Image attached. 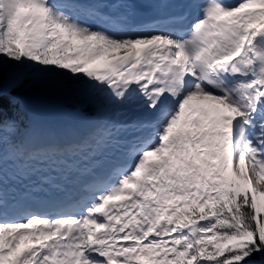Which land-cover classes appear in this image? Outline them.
<instances>
[{
	"label": "snow or ice",
	"instance_id": "6c2138e0",
	"mask_svg": "<svg viewBox=\"0 0 264 264\" xmlns=\"http://www.w3.org/2000/svg\"><path fill=\"white\" fill-rule=\"evenodd\" d=\"M141 2L172 0H0V264H264V0H206L187 31L172 27L183 16L136 24L98 6ZM57 77L85 83L86 108L99 93L135 103L153 131L80 198L10 218L9 151L42 163L83 150L33 147L15 118Z\"/></svg>",
	"mask_w": 264,
	"mask_h": 264
},
{
	"label": "rangeland",
	"instance_id": "374dc122",
	"mask_svg": "<svg viewBox=\"0 0 264 264\" xmlns=\"http://www.w3.org/2000/svg\"><path fill=\"white\" fill-rule=\"evenodd\" d=\"M57 79L63 80V77H57ZM35 89H40L42 93L37 94L36 96L32 95V100L25 102L23 109L24 114H28L30 117L29 120H27L28 126L32 127L36 132L32 141L33 147L44 146V144H60L65 139L67 140L70 138V136L80 139L81 136H87L86 134L89 131H96L95 135H99L102 130L107 128V124H104L105 119H108L107 116H111L110 118H112V115L110 114L112 112L111 105L113 103L108 100L109 97L105 93H99L95 97V107L98 108L97 113L90 118L82 116L78 104L80 103V100L82 102L81 97L87 90L85 83L82 87H75L72 91H68L65 86L59 89H48V87L37 86ZM55 94H61L64 98H56L54 96ZM87 108L91 109V107ZM59 111H64L74 117L70 121V134H67L66 130L64 132L65 128L63 129L61 125L59 126L58 124H55L45 126L41 122L42 117L47 118ZM25 117L26 116H21L20 119L23 121L25 120ZM55 128L62 129L58 131L55 130ZM90 139L85 142H89ZM16 160L20 161L21 159Z\"/></svg>",
	"mask_w": 264,
	"mask_h": 264
},
{
	"label": "bare ground",
	"instance_id": "6f19581e",
	"mask_svg": "<svg viewBox=\"0 0 264 264\" xmlns=\"http://www.w3.org/2000/svg\"><path fill=\"white\" fill-rule=\"evenodd\" d=\"M109 101L112 102L110 100V98H109ZM111 106L112 107H119L120 109L122 108V110H123V111H121V110L119 111L118 110V114L117 115H121V116L116 121H120V120L121 121H134V120H137L139 116H144L145 113L147 112L145 110H139L135 103H126L124 105H119V104H114L113 103ZM113 115L115 116L114 113L112 114V117H113ZM59 116H63V120L62 121L58 120ZM122 116H124V117H122ZM73 118L74 117L71 116V114H67L64 111H60V112L55 113L54 115H51V116L47 117V120H45L46 118L42 117L41 118V122L45 126L49 125L48 123H54V125L55 124H59V125H61L62 127L65 128L64 132L66 130V133L70 134V126H71V122L70 121ZM107 118H109V116H107ZM107 120L108 119H105V122ZM104 131L105 130H102V132H104ZM95 133H96V131H89L86 134L87 136H81L80 139H77V138H74L73 136H70V138H68L67 140L65 139L60 144H54V145H59V146H62V147H69V146L75 147V146H78V145L81 146L83 150L82 151H77L75 154L59 155L57 157H54L53 159L47 160V161L42 162V163L41 162L28 161L27 158L21 159L20 161H17L16 159H13V158H12V160H14L15 164L18 167H20L21 169H22V167L28 166V167L31 168L30 172H33L35 174L39 173V175H40V172H42V174L45 177V179H47L49 177V175H47L48 172L53 171V170L57 171V172H64V171L68 170L67 169L68 164L69 165H73L75 163L77 164L80 161H82V159L86 155L87 150L91 149L90 147H92L93 140H94L93 138L97 136V135H95ZM88 139H90V141L89 142H85ZM45 145H49V144H44V146ZM37 147H39V146H37ZM10 153L11 152L8 153L9 156H11ZM65 163H67L65 166L59 167V166L65 164ZM9 164H10V162H8V164L6 165L5 168L9 167ZM21 169H19V171Z\"/></svg>",
	"mask_w": 264,
	"mask_h": 264
},
{
	"label": "trees",
	"instance_id": "16d2710c",
	"mask_svg": "<svg viewBox=\"0 0 264 264\" xmlns=\"http://www.w3.org/2000/svg\"><path fill=\"white\" fill-rule=\"evenodd\" d=\"M63 80L65 82V87L68 91H72L75 87H82L84 85L83 81H73V80H69L63 77ZM42 91L40 89H35V87L30 88L28 91H26L24 93V99H23V103L18 105L17 108L15 109V118L18 119L21 122V127L25 128V127H29L28 126V121L29 120V116L28 114H24V104L27 101L32 100L33 97H31L32 95L36 96L37 94H41ZM56 98H60L63 99L64 96L61 94H55L54 95ZM80 106V113L82 114V116L85 117H92L94 114L97 113L98 108L97 107H91V109L86 108L83 103L80 100V103L78 104ZM10 115H13V113L10 112ZM21 116H26L25 120H21Z\"/></svg>",
	"mask_w": 264,
	"mask_h": 264
}]
</instances>
